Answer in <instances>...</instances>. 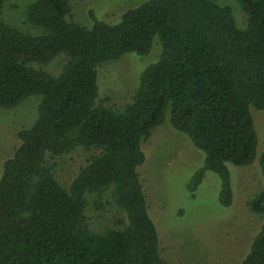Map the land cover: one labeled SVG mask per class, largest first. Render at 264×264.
Masks as SVG:
<instances>
[{"label":"trees","instance_id":"trees-1","mask_svg":"<svg viewBox=\"0 0 264 264\" xmlns=\"http://www.w3.org/2000/svg\"><path fill=\"white\" fill-rule=\"evenodd\" d=\"M236 1L243 29L213 0H147L115 25L90 10V28L74 21L69 0H33L24 20L41 34L0 22V108L40 98L34 123L16 133L19 145L3 164L0 264H165L138 167L141 145L167 112L204 154L188 191L212 172L221 179L220 204L231 205L227 165L255 161L250 108L264 112V0ZM154 42L157 59L141 71L131 100L118 109L99 99L97 68L127 53L146 56ZM61 54L67 61L57 75L33 67ZM78 148L98 154L66 189L47 157ZM258 163L264 183V150ZM248 206L263 224L241 264H264V188ZM88 208L114 209L115 227L92 230Z\"/></svg>","mask_w":264,"mask_h":264},{"label":"rangeland","instance_id":"rangeland-1","mask_svg":"<svg viewBox=\"0 0 264 264\" xmlns=\"http://www.w3.org/2000/svg\"><path fill=\"white\" fill-rule=\"evenodd\" d=\"M33 0H3L0 22L29 35H39L40 27L25 23L28 4ZM147 0H69L74 21L90 28L88 12L94 11L97 20L115 25L121 15ZM232 10L236 24L245 27L246 15L236 0H213ZM158 46L153 44L146 56L124 54L116 61H108L97 68L99 99L108 98L107 105L121 109L128 103L138 87L141 71L157 59ZM67 58L63 54L48 64H34L35 69L57 75ZM40 98L29 97L12 109L0 108V177L3 164L19 145L16 133L29 128L36 118V104ZM106 103V102H105ZM257 133L256 159L248 166L228 164L232 203L220 204L221 179L217 174L205 172L194 193L188 184L203 166L204 154L194 148L188 138L170 125L167 112L164 122L156 127L142 145L145 161L138 167L149 215L154 222L159 240V254L165 264H241L253 238L263 224V218L253 213L248 201L264 188L258 158L264 150V112L250 108ZM97 150L78 148L68 155L51 158L59 184L68 188L79 169L97 155ZM90 228L103 231L115 227L111 208L99 213L86 211ZM120 216V213L119 215Z\"/></svg>","mask_w":264,"mask_h":264}]
</instances>
